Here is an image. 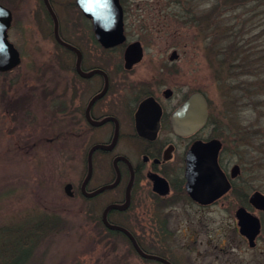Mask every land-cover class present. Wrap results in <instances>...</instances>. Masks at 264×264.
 Instances as JSON below:
<instances>
[{
	"label": "rangeland",
	"instance_id": "1",
	"mask_svg": "<svg viewBox=\"0 0 264 264\" xmlns=\"http://www.w3.org/2000/svg\"><path fill=\"white\" fill-rule=\"evenodd\" d=\"M135 3L133 12L140 15V29L130 31L129 27L128 37L141 40L145 50L140 63L128 75L140 78L181 75L185 89L202 91L208 100L211 120L204 134L212 131L214 136L225 139V147L240 166L247 194L254 190L264 193V152L261 154L257 139L245 137L239 141L236 135L237 123L243 126V131L255 124L257 115L252 113L261 112V105L250 112L227 104L228 98L235 96L228 87L238 73L217 74L219 58L226 54L231 40L238 46L264 48V14L261 10L256 15L248 14L250 5L243 2L247 14L239 18L235 16L238 11L224 10L222 0H137ZM0 4L11 12L8 40L20 54L17 67L0 72V227L29 219L36 222L56 218L55 228L44 233L38 244L33 264H155L135 254L124 240L106 235L103 225H98L103 206L96 210L98 204L65 194V185L69 184L71 191L84 174L83 153L89 142L58 118L60 95L52 93L48 84L62 74L57 62H51V56L55 52L60 54V50L51 47L50 27L33 0H0ZM242 21L251 27L250 35L235 25ZM231 27L237 28L234 38H230ZM173 50L178 59L172 62L168 57ZM102 57V65L113 75L125 73H114L119 62L109 61L112 56ZM52 68L55 75L50 74ZM249 76L238 79H251ZM231 107L239 110V114ZM173 205L158 211L156 201L150 195H143L132 211L139 215L135 231L144 234V240L149 238L153 248H159V252L176 264H216V258L227 263L223 255L198 256L197 251L211 252L212 248L233 244L243 251L240 260L257 253L249 252L248 246L238 240L233 230L234 220L227 219L221 208L198 212L196 218L189 216L186 203ZM144 214L149 223L144 222ZM261 217L264 221L263 214ZM219 219L225 220L223 227L228 239L221 233ZM162 222L165 231L161 229ZM193 227L196 230L191 234L189 228ZM261 235L264 239V226Z\"/></svg>",
	"mask_w": 264,
	"mask_h": 264
},
{
	"label": "flooded vegetation",
	"instance_id": "2",
	"mask_svg": "<svg viewBox=\"0 0 264 264\" xmlns=\"http://www.w3.org/2000/svg\"><path fill=\"white\" fill-rule=\"evenodd\" d=\"M76 1L33 0L35 8L42 13L50 27L48 37L51 47L60 50V54L55 52L56 55L51 56V62H57L62 74L53 77L48 84L52 93L57 92L60 95L57 100H60L61 104L56 108L61 111L58 118L67 124L68 128H75L77 136L87 137L89 142L83 153L84 174L77 185L72 186L71 196L76 195L82 200L98 204L96 210L103 206L99 218L103 227L108 229L103 223L106 211L108 223L127 231L145 254L160 257L168 264L176 263L163 252H159V248H153L149 238L144 240V234L139 235L135 231L134 225L139 215L132 211L135 208L134 203L139 202L143 195H150L156 201L158 211L180 202L186 203L191 212L189 216L196 218L198 212L213 211L219 207L227 219L234 220L233 230L238 240L248 246L249 252L257 253L250 254L248 259L240 260V253L243 251L237 248L236 244H233L236 247L231 244L232 247L212 248L211 252L197 251L198 256L219 254L228 261L225 263L216 258V264H252L255 260L257 264H264V239H261L264 226L261 214L264 216V211L256 209L249 202L253 193H264L254 190L247 194L240 175V166L230 150L225 147V139L214 136L212 131L208 135L204 134L211 121L208 100L204 93L198 89H185L186 85L180 80L181 75H148L144 78L128 75L133 67L140 63L145 50L141 40L134 37L129 40L128 37L129 27L130 31L140 29V15L136 14V11L133 12L137 0H118L122 12L124 40L110 47L102 46L97 40L91 18L84 14ZM134 42L139 43L142 57L139 62L126 67L124 54ZM106 55L112 56L109 61L119 62L114 66V73H125L113 75L109 68L102 65V56ZM78 58L80 71L89 75H81L78 72ZM177 59L178 54L173 50L168 60L173 62ZM53 71L52 68L51 75L56 74ZM193 94H199L206 104L205 121L191 132H185V127L190 123L187 122L188 119L183 122L179 116L176 124H179L184 132H177L173 125L176 112ZM52 106L55 109V105ZM213 139L219 141L217 162L229 187L213 201L203 204L193 200L186 192L185 156L194 142H208ZM96 145L100 147L91 150ZM91 193L94 194L88 196ZM110 205L117 207L107 209ZM239 208H244L258 220V232L252 246L239 232L236 217ZM143 219L148 222L147 214H144ZM224 221H217L221 223L220 228L224 226ZM164 224L165 222H162L163 231ZM189 229L191 234L196 230L195 227ZM111 232L113 237L124 240L129 249L140 256L126 233L121 230ZM221 233L224 239L229 238L224 227ZM157 235L159 239L160 233L157 232ZM258 245L263 246L259 249ZM143 259L155 264H166L155 259ZM218 261L220 262L217 263Z\"/></svg>",
	"mask_w": 264,
	"mask_h": 264
},
{
	"label": "water",
	"instance_id": "3",
	"mask_svg": "<svg viewBox=\"0 0 264 264\" xmlns=\"http://www.w3.org/2000/svg\"><path fill=\"white\" fill-rule=\"evenodd\" d=\"M76 3L84 14L91 18L95 36L102 46H114L124 40L122 31V12L118 0H77ZM11 21L12 15L10 10L0 4V72H8L17 67L20 63L19 52L8 40L7 32L10 28ZM141 57L142 50L139 43L134 42L130 44L124 54L125 66H132L139 62ZM76 67L81 75H89L80 71L79 58L77 59ZM206 115V104L204 100L199 94H193L176 112V116L174 117L175 120L173 122L174 129L177 132H184L182 127H180L179 124H176L179 121V116H181L183 122L185 119H188L187 122H189L190 125L185 127V132H191L203 125ZM96 147L100 146L96 145L91 150ZM219 148V141L213 139L208 142H194L186 152L184 168L185 189L188 195L199 203L206 204L213 201L226 192L229 187V184L217 162ZM70 187L69 184H66L64 187V192L67 196H71ZM94 193H91L88 196H91ZM249 202L256 209L264 211L263 194L259 192L253 193L250 196ZM115 207L117 206L110 205L107 209ZM105 212L103 215L104 225L109 230H121L126 233L133 241V245L141 257L159 260L168 264L160 257L151 256L141 251L133 237L127 231L107 222ZM236 217L238 219L240 234L244 235L250 242V246H252L253 239L258 232L257 218L247 212L244 208H239L236 211Z\"/></svg>",
	"mask_w": 264,
	"mask_h": 264
},
{
	"label": "trees",
	"instance_id": "4",
	"mask_svg": "<svg viewBox=\"0 0 264 264\" xmlns=\"http://www.w3.org/2000/svg\"><path fill=\"white\" fill-rule=\"evenodd\" d=\"M225 9L229 13H235V16L239 18L242 15L247 14L244 7L246 4L250 5V11L248 14H264V0H222ZM245 2V6L242 3ZM242 5V6H241ZM244 8V9H243ZM261 10V12H260ZM256 12V13H255ZM253 15V17L255 16ZM249 19V18H248ZM264 22V21H263ZM252 23V21H251ZM235 23H232L234 26ZM244 31L251 33V27L244 21L236 23ZM249 27V28H248ZM255 29V28H254ZM241 30V29H240ZM237 34V28L230 29V38H234ZM230 43V46L225 52L221 54L219 58L220 68L217 71L218 75H223L224 72L232 74L238 73L232 80V84L228 87V90H232L231 94L235 96L228 98V103L231 106L244 107L250 111L254 108H258L261 105V112L257 110L253 111L255 117V124L247 126L246 131H243V126H237V136L239 141L245 139V137H252L257 139L260 144L259 150L263 154L264 152V48H253L249 44ZM251 41L249 40V43ZM227 74V75H228ZM248 76L251 79L241 80L240 76ZM231 107V108H235ZM263 107V108H262ZM235 108L236 114H239V110ZM237 117V116H236ZM239 121V117H237ZM58 222L55 217L46 218L33 222L30 219L19 224H14L8 227H0V264H33L35 258V252L37 246L43 240L44 233L51 232V229L55 228V224ZM98 225H101L98 220ZM47 229V230H46ZM106 235H111V230L104 227Z\"/></svg>",
	"mask_w": 264,
	"mask_h": 264
}]
</instances>
